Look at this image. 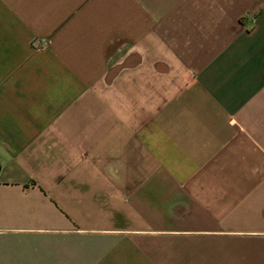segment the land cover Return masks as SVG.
Instances as JSON below:
<instances>
[{
  "label": "crops",
  "instance_id": "1",
  "mask_svg": "<svg viewBox=\"0 0 264 264\" xmlns=\"http://www.w3.org/2000/svg\"><path fill=\"white\" fill-rule=\"evenodd\" d=\"M0 264H264V0H0Z\"/></svg>",
  "mask_w": 264,
  "mask_h": 264
}]
</instances>
